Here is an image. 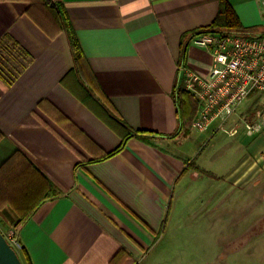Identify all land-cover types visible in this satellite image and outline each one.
Segmentation results:
<instances>
[{"label":"crops","instance_id":"0c3cea01","mask_svg":"<svg viewBox=\"0 0 264 264\" xmlns=\"http://www.w3.org/2000/svg\"><path fill=\"white\" fill-rule=\"evenodd\" d=\"M56 1L77 34L86 76L55 24ZM229 2L247 32L264 34V0ZM218 7V0H0V227L14 231L21 264H159L175 257V245L192 243L198 213L229 196L250 194L264 207V128L228 135L213 123L205 131L225 139L198 152L173 95L185 70L208 73L211 56L194 36L183 58L180 48ZM240 119L241 110L230 122ZM123 126L153 137L149 144L132 137L95 161L120 145Z\"/></svg>","mask_w":264,"mask_h":264},{"label":"built area","instance_id":"2783aa9c","mask_svg":"<svg viewBox=\"0 0 264 264\" xmlns=\"http://www.w3.org/2000/svg\"><path fill=\"white\" fill-rule=\"evenodd\" d=\"M191 42L211 56L206 75L184 71L185 89L199 102L193 122L198 131H205L213 123L217 130L236 135L241 129L252 136L264 128V34L218 32L191 38ZM183 70V69H182ZM250 100L241 111V119L230 122L238 106ZM4 237L16 244L14 231Z\"/></svg>","mask_w":264,"mask_h":264},{"label":"rangeland","instance_id":"374dc122","mask_svg":"<svg viewBox=\"0 0 264 264\" xmlns=\"http://www.w3.org/2000/svg\"><path fill=\"white\" fill-rule=\"evenodd\" d=\"M249 104L248 99L238 106L237 112ZM186 133L197 138L198 152L203 150L204 154L211 152L216 143L226 137L220 131L212 138L210 130L198 132L193 126ZM217 195L214 200L219 199ZM252 200L250 194L231 195L219 206H215V202L217 209L213 212L198 213L201 225L198 223L196 235L191 237L192 243L175 245V257L170 260L166 253V258L159 264H264V231L260 233L259 230L264 226L261 218L264 207H254ZM0 231L5 234L4 228L0 227Z\"/></svg>","mask_w":264,"mask_h":264},{"label":"trees","instance_id":"16d2710c","mask_svg":"<svg viewBox=\"0 0 264 264\" xmlns=\"http://www.w3.org/2000/svg\"><path fill=\"white\" fill-rule=\"evenodd\" d=\"M219 7L218 12L213 19V21L201 28H198L188 34H185L183 36V43L181 44L180 48V54L183 58L186 53V47H187V40L189 36H198L202 34H208V33H220L223 31L228 32H236V33H249L247 32L250 28L244 27L240 20L238 19L236 13L234 12L229 0H218ZM56 7H54V12L56 13L55 17V24L57 25V28L61 31H64L68 37L70 50L74 62V67L78 72H83V75L86 76V71H88V65L87 61L83 52V49L81 47V44L79 42V39L77 37V34L69 20V17L67 15V12L62 4L61 1H56ZM47 6V5H46ZM31 9L27 10L28 14L32 16ZM41 26H43L41 23H39ZM44 28V27H43ZM184 68V67H183ZM0 74H4L2 71H0ZM180 84L175 89L173 95L177 102V108L179 113V118L182 127L186 128V130L192 126L197 113L199 111V102L197 98L194 96V94L185 89L183 78L179 77ZM91 78L87 77V82H92L91 87L95 88L96 92L101 95L102 101L104 104L109 106L108 100L103 97L104 95L101 94L98 85L95 83V81H90ZM124 127V126H123ZM126 132L123 134V138L121 140V143L118 147H116L114 150L104 154L101 158L95 160H104L112 155H115L119 151H121L124 148V145L127 140H129L132 137H135L138 141L149 144L150 143V137H153V133L150 131H142V130H136L132 133L129 132L127 128L124 127ZM2 133H0V136ZM191 165L192 168L197 169L198 171H203L199 167H197L194 162H190L189 166ZM205 172V171H203ZM55 193V192H54ZM3 202L0 201V208L2 207ZM31 211H28V213H24L20 215L19 220L16 224V227H18L20 224H22L30 215ZM18 255V254H17ZM19 259L20 256L18 255ZM23 257L27 259L28 255L26 252L23 253ZM21 261V259H20Z\"/></svg>","mask_w":264,"mask_h":264},{"label":"water","instance_id":"95a60500","mask_svg":"<svg viewBox=\"0 0 264 264\" xmlns=\"http://www.w3.org/2000/svg\"><path fill=\"white\" fill-rule=\"evenodd\" d=\"M0 264H21L15 249L0 231Z\"/></svg>","mask_w":264,"mask_h":264},{"label":"bare ground","instance_id":"6f19581e","mask_svg":"<svg viewBox=\"0 0 264 264\" xmlns=\"http://www.w3.org/2000/svg\"><path fill=\"white\" fill-rule=\"evenodd\" d=\"M4 235V234H3ZM6 239V238H5ZM7 240V239H6ZM9 243V242H8ZM11 245V244H10ZM13 248H14V246L13 245H11ZM15 249V248H14ZM16 251V250H15Z\"/></svg>","mask_w":264,"mask_h":264}]
</instances>
